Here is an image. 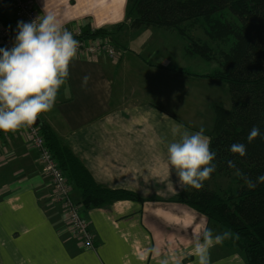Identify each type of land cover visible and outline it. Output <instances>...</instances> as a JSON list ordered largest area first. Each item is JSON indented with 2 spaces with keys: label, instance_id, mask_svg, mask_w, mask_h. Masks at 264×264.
Segmentation results:
<instances>
[{
  "label": "crops",
  "instance_id": "obj_1",
  "mask_svg": "<svg viewBox=\"0 0 264 264\" xmlns=\"http://www.w3.org/2000/svg\"><path fill=\"white\" fill-rule=\"evenodd\" d=\"M27 1L40 16L56 15L70 32L85 24L110 29L125 21L127 11V0ZM121 45L119 61L76 55L55 106L39 118L69 145L98 184L134 192L143 200L83 209L95 234V248L85 249L72 234L63 208L51 201V181L26 128L8 135L0 131V264H159L163 258L169 264H196L192 248L203 231L224 232L186 206L168 202L182 191L168 162V144L185 129L199 130L189 124L187 106L178 109L179 102L187 101L181 97L196 92L189 76L169 70L173 58L166 52L158 54L148 44L137 49ZM147 58L161 63L153 65ZM85 75L90 76L86 88L81 84ZM203 85L214 89L215 84ZM209 106L208 137L215 107L225 105L216 98ZM202 124L199 119L197 125ZM210 254L212 264H245L225 242Z\"/></svg>",
  "mask_w": 264,
  "mask_h": 264
},
{
  "label": "trees",
  "instance_id": "obj_2",
  "mask_svg": "<svg viewBox=\"0 0 264 264\" xmlns=\"http://www.w3.org/2000/svg\"><path fill=\"white\" fill-rule=\"evenodd\" d=\"M10 1L0 0V22L16 37L18 29ZM147 29L174 32L190 43V55L198 54L208 63L215 62L217 66L210 74L197 75L182 68L169 70L222 81L228 86L232 101L230 109L215 110L210 147L217 154L213 161L216 171L204 181L202 189L185 187L168 202L184 205L209 224L230 230L233 239L225 241L226 246L240 250L246 264H264V183L249 189L235 174L238 168L253 182L264 174V0H127L124 22L110 29H93L90 24L80 27L82 38L108 37L114 43L115 32L140 33ZM197 29L203 31L206 40L195 37ZM253 126L260 128L262 136L249 144L247 136ZM40 129L82 210L143 200L134 192L98 184L67 143L51 128L42 125ZM234 143L247 146L244 157L231 153ZM228 161L236 167H229ZM219 176L227 185L211 187L212 180Z\"/></svg>",
  "mask_w": 264,
  "mask_h": 264
},
{
  "label": "clouds",
  "instance_id": "obj_3",
  "mask_svg": "<svg viewBox=\"0 0 264 264\" xmlns=\"http://www.w3.org/2000/svg\"><path fill=\"white\" fill-rule=\"evenodd\" d=\"M17 29L14 46L0 48V131L5 133L31 126L41 114L52 110L79 48V41L52 13L43 14L31 22L20 21ZM89 79L88 75L82 77V87H87ZM259 136H262L260 128L253 126L247 136L248 143ZM210 144L211 139L205 135L203 127L198 131L185 129L178 140L168 144V162L175 170L179 189L200 190L204 181L216 171L213 161L217 154L211 150ZM230 151L244 157L247 146L234 143ZM228 164L236 167L233 161ZM235 174L249 189H254L257 183H264V174L258 176L256 182L238 168ZM230 239H233L230 230L214 234L212 229L206 228L192 248L196 264H212L210 250ZM159 264H169V259H160Z\"/></svg>",
  "mask_w": 264,
  "mask_h": 264
},
{
  "label": "rangeland",
  "instance_id": "obj_4",
  "mask_svg": "<svg viewBox=\"0 0 264 264\" xmlns=\"http://www.w3.org/2000/svg\"><path fill=\"white\" fill-rule=\"evenodd\" d=\"M12 3H13V1L11 0L10 1L11 15H12V19L14 20V23L17 25L18 22H20V21L13 16L14 11H13V8L11 6ZM147 31H151L148 33L149 36L146 34H143V33H141V34L139 33L137 35L138 32H135L132 35V33H129L127 30L122 32V33L115 32L114 35L116 33H118L117 34L118 38H116V36H115L116 41H115V43L113 42V46H114V49H116L117 54H121L120 47L124 46V45H121L122 43L125 44L126 46L131 44L135 49L142 48L143 46L145 47L148 44L149 46H152L154 48L153 49L154 51L157 49L158 54L160 52H166L167 54H169L173 58V60L171 62L172 64H170V66H167V67L182 68V69H186V70L190 71L191 73H194L197 75H200V74L203 75V74H208V73L210 74L212 71H214V68L217 66L215 64V62L214 63H208L207 61L203 60L201 58V56L198 54L190 55L187 52V47L190 43L187 42L186 39L181 38L176 33L170 32V31H167L164 29H147ZM8 34L10 35L11 38L14 39V41L16 43V37L13 34H11L9 31H8ZM195 34H196L195 37L201 36L205 40L207 38L206 36H204L203 31L201 29H197V32ZM134 36H136V37L133 38ZM142 36H148L150 38H148L146 40V42H144L142 40ZM152 36H154L155 39L151 38ZM137 39H138V42H136V43L131 42V41H134ZM159 44L161 46H159ZM156 46H158V47H156ZM215 47L217 48V46H215ZM213 49H215V48L213 47ZM166 58H169V57H166ZM109 59H111V58H109ZM119 59H118V57H116L114 59V61H119ZM111 60H113V59H111ZM147 61H149V63H150L151 60H149L147 58ZM142 62H145V61H142ZM151 62L153 63V65L157 62L161 63L160 60H156V59L152 60ZM145 63H147V62H145ZM188 79L190 80L189 84L193 85V86H191V88L195 87L194 90L196 92L194 93V91H192V93H191V91H189L188 95L181 97L183 100H187V101L179 102L178 103V109H181V108H184L185 106H187L184 110L186 111V113H188L186 118H188L189 124L193 125L194 128L198 127L200 129L201 127H203L205 129L206 126L211 125V122H210V120H211L210 111L211 110H210V106H209L211 104V102L217 98V99H219V101H222V103H224L225 107H228L229 105L232 106L231 94L229 92V89H228V86L226 85V83H224L222 81L212 80V79H207V78L205 80L202 77H196V76L195 77L189 76ZM210 80H212V81H210ZM208 81H210L211 83H209ZM205 82H207L210 86L214 83L215 84L214 89L213 88H207L206 86H204L203 84H205ZM216 87H218V88H216ZM182 99H178V100H182ZM225 107H222V108H225ZM216 108H219V107H215V110H216ZM230 108H228V109H230ZM215 110H214V113H215ZM192 111L194 113V117H192V119H191L190 114ZM183 118H185V116ZM199 119H201L203 121V124L200 126L197 125L199 123ZM214 122H215V117H214ZM214 125L215 124H213V127H214ZM213 127H212L210 134H212V132H213ZM205 130H207V129H205ZM211 136L212 135H210V139H211ZM226 185H227L226 180L222 176H219L215 180H212V182L210 184L211 187L214 186L216 188L218 186L225 187ZM52 194H53V191L51 192V196H50L51 201L54 204H57L53 201ZM58 205H60V204H58ZM228 249L230 251L235 252V253H239L244 260V257H243L244 255L240 250L232 249V248H228ZM244 262H245V260H244ZM245 264H246V262H245Z\"/></svg>",
  "mask_w": 264,
  "mask_h": 264
},
{
  "label": "built area",
  "instance_id": "obj_5",
  "mask_svg": "<svg viewBox=\"0 0 264 264\" xmlns=\"http://www.w3.org/2000/svg\"><path fill=\"white\" fill-rule=\"evenodd\" d=\"M12 8L14 17L19 21L31 22L40 16L38 11L27 0H12ZM75 39L79 41L77 55H85L87 57H97L106 55L111 59L120 58L114 49L113 41L110 38L103 39H86L82 38L81 30L72 32ZM0 43L2 48L11 49L14 44L8 34V31L0 22ZM26 128V132L30 135V141L33 149L37 152L38 161L43 171L49 177L52 184V199L55 203L60 204L66 214V219L71 228L72 234L76 236L83 244L85 249L95 248V234L91 229L87 220L82 216V209L72 197L71 187L60 169L53 154L50 152L46 142L41 135V129L34 124L31 126L21 127L14 131L20 132ZM13 133V132H12ZM8 135V133L6 134Z\"/></svg>",
  "mask_w": 264,
  "mask_h": 264
},
{
  "label": "water",
  "instance_id": "obj_6",
  "mask_svg": "<svg viewBox=\"0 0 264 264\" xmlns=\"http://www.w3.org/2000/svg\"><path fill=\"white\" fill-rule=\"evenodd\" d=\"M34 125L38 127H41L43 125L39 117L37 119V122Z\"/></svg>",
  "mask_w": 264,
  "mask_h": 264
}]
</instances>
